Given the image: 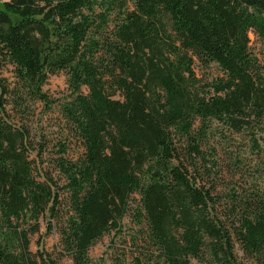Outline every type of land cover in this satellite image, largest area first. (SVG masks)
Instances as JSON below:
<instances>
[{"label": "trees", "instance_id": "obj_1", "mask_svg": "<svg viewBox=\"0 0 264 264\" xmlns=\"http://www.w3.org/2000/svg\"><path fill=\"white\" fill-rule=\"evenodd\" d=\"M250 32L264 48V0H0V70L15 80L1 94L47 105L41 87L62 72L58 114L82 148L67 159L59 145L58 187L41 169L37 179L29 130L0 119V264H57L30 250L40 223L71 264H100L88 249L131 208L144 248L123 264H238L234 243L264 264V194L232 190L221 211L204 155L214 125L251 150L264 136ZM210 64L221 76L202 85L193 66Z\"/></svg>", "mask_w": 264, "mask_h": 264}, {"label": "rangeland", "instance_id": "obj_2", "mask_svg": "<svg viewBox=\"0 0 264 264\" xmlns=\"http://www.w3.org/2000/svg\"><path fill=\"white\" fill-rule=\"evenodd\" d=\"M248 39L249 51L261 65H264V48L251 32L248 34ZM193 70L202 85L221 76L214 64H210L204 69L194 65ZM14 83L11 67L6 65L1 68L0 104L3 112L0 113V119L3 118L10 123L23 125L29 130L31 142L37 150L41 151L40 166L34 170L37 179H40L38 171L41 169V174H49L59 187L62 179L53 166L54 159L63 156L59 152V145L64 147L65 154L63 157L67 159L76 158L82 151L80 142L67 133L65 124L57 110V105L64 103L70 95L65 76L62 72L49 76L41 87L48 101L47 105L35 102L27 108H19L17 106L18 100H12L1 94V87L11 89ZM84 90L83 88V92ZM212 129L207 135L209 136V148L211 147L213 150L205 149L204 155L206 162H210L206 166L209 167L207 169L213 171L208 180L214 182L216 193L220 196L221 211L227 204V196L225 195L230 194L232 190L239 197L250 193L264 194V136L257 141L258 148L251 150L245 135L242 133L227 132L219 125H214ZM35 153L36 150L30 155L31 159ZM213 161H215L216 166L212 168L211 163ZM57 191L60 196V206L56 213L63 221L68 212L66 196L61 194V189L58 188ZM132 199L134 203L137 196L133 195ZM132 209L122 219L119 231H110L103 235L88 249L87 255L91 261L100 264H123L128 262L131 257L137 256L140 250L142 251L144 248L143 240L141 236H137L139 231H142V226L135 224ZM37 241H39L38 247H36ZM36 249L46 252L50 259L57 264H71L68 257L60 252L55 232L46 231L43 223H40L38 234L30 237V250L34 252ZM232 252L236 263L253 264L249 258L242 254L237 243H234Z\"/></svg>", "mask_w": 264, "mask_h": 264}]
</instances>
